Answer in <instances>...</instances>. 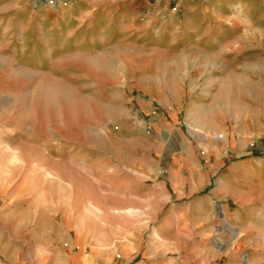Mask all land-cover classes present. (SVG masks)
Returning <instances> with one entry per match:
<instances>
[{"label":"rangeland","instance_id":"1","mask_svg":"<svg viewBox=\"0 0 264 264\" xmlns=\"http://www.w3.org/2000/svg\"><path fill=\"white\" fill-rule=\"evenodd\" d=\"M43 1L56 4L31 0L30 5ZM227 1L221 18L208 19L194 6L204 0H151L140 17L145 31L120 37L113 57L105 56L97 72L75 63L63 70L28 67L15 22L7 23L12 30L0 48V128L5 129L0 140L10 151L8 162L17 161L14 147L21 143L33 148H21L22 156L39 157L42 168L52 167L44 158L65 154L88 162H73L75 194L83 196L77 199L104 205L108 239L117 233L118 241L127 243L136 227L142 239L136 261L157 247L154 241L161 234L165 256L176 264H264V247L234 245V226L224 215V207H237L230 199L211 200L215 224L210 238L175 224L177 209L212 194L229 161L264 160V35L255 33L257 22H252L234 26L240 36L234 47L225 48L213 37L225 30L229 18L248 22L262 16L263 24L264 0L261 5ZM241 2L244 11L233 17ZM195 28L201 35L193 36ZM242 30L248 34L241 36ZM90 77L101 84L89 85ZM100 172L105 181L119 178L125 186L133 180L152 191L136 200V205L150 206L149 212H129L135 204L106 182L95 188L92 179ZM43 173L47 177V170ZM99 189L101 202L95 194ZM117 223L120 228L112 229ZM143 224L148 226L138 230ZM251 234L245 237L257 243Z\"/></svg>","mask_w":264,"mask_h":264},{"label":"crops","instance_id":"2","mask_svg":"<svg viewBox=\"0 0 264 264\" xmlns=\"http://www.w3.org/2000/svg\"><path fill=\"white\" fill-rule=\"evenodd\" d=\"M30 3L31 0H0V48L5 46L12 30L7 23L14 21V35L20 38L18 48L28 67L63 70L75 63L82 70L97 72L104 68L105 56L113 57V47L120 37L136 29L145 31L140 17L151 5V0H56L54 6L43 1L33 7ZM257 3L261 5V0ZM229 4L227 0H204L203 4L192 3V6H197L199 15L219 19L222 17L219 10L228 8ZM234 11L232 16L240 15L244 3L241 2ZM12 14L14 16L8 20ZM225 15L226 21L228 15ZM261 19L246 22L229 18L225 30L215 31L213 37L225 48L234 47L235 39L240 37L234 26L257 22L255 33L263 36ZM193 32V36L201 35L197 28ZM240 34L245 36L248 31L242 30ZM219 37H223L222 42L217 39ZM86 81L89 85L101 84L91 77ZM4 131L0 128V137ZM1 143L0 140V264H18L20 261L26 264H176L165 256L166 246L161 234H158V241H154L157 247L144 251L142 259L137 261L142 239L136 227L132 240L127 243L118 241L117 233L112 239L106 238L104 231L109 225L104 220L107 211L104 205L90 198L80 201L77 198L83 196L75 194L71 174L77 158L71 154L50 156L44 158V164L52 167L42 168L39 157L22 156L21 148H33L28 143H21L22 147L19 144L14 147L18 152L17 161L10 164L11 155L9 158L7 155L10 151ZM78 160V166L88 165L85 160ZM62 169L63 174L60 173ZM44 170L48 172L47 177ZM93 181L95 188L106 182L117 193L124 191L128 199L124 196L123 200L135 204L129 212H149L150 206L136 205V200L152 196V191L139 187L133 180L124 186L119 178L105 181L100 172ZM159 190L162 193L161 187ZM95 194L100 202L104 199L102 190ZM218 197L237 204L232 209L224 207L226 221L234 226V229L230 228L236 241L234 245L264 247V233H259V230L264 231V160L229 161L212 194L177 209L175 224L194 228L201 239L210 238L215 224L210 203ZM112 201L119 202V198L112 197ZM146 226L143 224L138 230ZM115 227L112 229L120 228L118 223ZM26 231H29L28 235ZM248 231H252L251 237L257 238V243L247 240ZM109 242L112 244L110 249L107 248ZM24 246L26 250L22 249Z\"/></svg>","mask_w":264,"mask_h":264},{"label":"bare ground","instance_id":"3","mask_svg":"<svg viewBox=\"0 0 264 264\" xmlns=\"http://www.w3.org/2000/svg\"><path fill=\"white\" fill-rule=\"evenodd\" d=\"M236 7H237V6H236ZM237 13H238V12H237ZM237 13H236V14H237Z\"/></svg>","mask_w":264,"mask_h":264}]
</instances>
